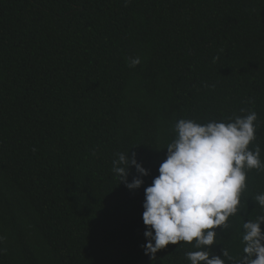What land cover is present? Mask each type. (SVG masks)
I'll return each mask as SVG.
<instances>
[{"label":"trees","instance_id":"16d2710c","mask_svg":"<svg viewBox=\"0 0 264 264\" xmlns=\"http://www.w3.org/2000/svg\"><path fill=\"white\" fill-rule=\"evenodd\" d=\"M249 111L264 162V0H0V264H153L144 188L175 123ZM128 150L149 170L133 191L112 170ZM246 184L209 246L234 262L264 170ZM193 244L154 264H190Z\"/></svg>","mask_w":264,"mask_h":264},{"label":"clouds","instance_id":"9594fccd","mask_svg":"<svg viewBox=\"0 0 264 264\" xmlns=\"http://www.w3.org/2000/svg\"><path fill=\"white\" fill-rule=\"evenodd\" d=\"M140 63V57L131 58L129 66ZM257 118L255 111H249L228 122L201 124L179 119L175 123L176 135L164 147L166 155L159 164L158 175L144 188L141 218L146 242L141 247L153 264L159 250L181 242H195L193 247L197 250L185 254L190 264H225V259L233 264H264V231L260 227L264 215L255 221H243L244 246L238 262L223 248L221 255L209 250L217 243L216 229H228L229 217L239 211L241 194L247 187V170H264L260 146L255 145L254 150L248 147L256 140ZM117 157L112 161V170L119 183L129 191L139 189L149 170L138 162L134 152H121ZM130 168L136 172L131 182ZM255 201L264 208V193L256 195ZM3 239L0 236V241Z\"/></svg>","mask_w":264,"mask_h":264}]
</instances>
